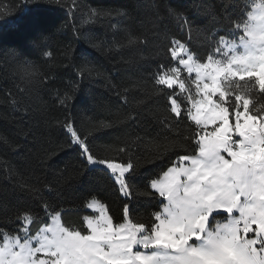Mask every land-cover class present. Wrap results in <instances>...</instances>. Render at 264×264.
I'll return each mask as SVG.
<instances>
[{"label": "trees", "instance_id": "16d2710c", "mask_svg": "<svg viewBox=\"0 0 264 264\" xmlns=\"http://www.w3.org/2000/svg\"><path fill=\"white\" fill-rule=\"evenodd\" d=\"M254 1L0 0V232L17 233L18 212L44 217L45 200L63 211L62 223L82 227V217L94 215L83 207L92 196L117 223L126 203L134 220L149 221L162 200L149 195V181L193 147L183 140L190 121L181 120L179 130L161 123L167 100L151 76L173 63L167 48L174 39L201 58L220 36L238 39L235 25L247 20ZM93 10L110 15L90 22ZM66 93L71 99L61 105L57 94ZM253 100L264 103L258 91ZM66 118L96 156L139 159L131 198L103 166L87 165L78 147L65 143Z\"/></svg>", "mask_w": 264, "mask_h": 264}, {"label": "snow or ice", "instance_id": "6c2138e0", "mask_svg": "<svg viewBox=\"0 0 264 264\" xmlns=\"http://www.w3.org/2000/svg\"><path fill=\"white\" fill-rule=\"evenodd\" d=\"M41 2L35 0L37 6ZM100 15L110 13L93 10L89 21ZM235 27L243 32L239 44L220 36L204 58L174 39L167 48L173 63H161L151 76L159 86L157 95L167 100L168 115L161 123L179 130L181 120L190 121L183 140L193 145L149 181V195L162 198L160 210L147 222L134 220L126 203L117 223L92 196L83 207L99 215H84L82 227H73L62 223L63 211L45 200L44 217L18 212L17 233L0 232V264H264V103L253 100L257 91L264 100V0ZM69 99L67 93L57 94L61 105ZM63 127L65 143L78 147L87 165L103 166L120 194L131 198L129 177L139 159L98 157L74 120L66 118ZM220 213L226 214V223L215 219Z\"/></svg>", "mask_w": 264, "mask_h": 264}, {"label": "rangeland", "instance_id": "374dc122", "mask_svg": "<svg viewBox=\"0 0 264 264\" xmlns=\"http://www.w3.org/2000/svg\"><path fill=\"white\" fill-rule=\"evenodd\" d=\"M256 3H259V0H255L254 1V4H256ZM253 10V7H252V9H251V11ZM243 33V32H242ZM229 42H235V43H237V44H239V38L238 39H236V40H228ZM182 67V66H181ZM193 75V77L195 78V74H192ZM192 91H193V94H195V88H194V86H193V89H192ZM92 166H99V165H92ZM99 167H102V166H99ZM113 179H114V177H113ZM236 215H239V213H235ZM94 215H99V213L98 212H94ZM215 215V219L216 220H218L220 223H226L227 222V220H226V218H225V216H226V214H224V213H220L219 215H216V214H214ZM62 222V221H61ZM210 222L211 223H215V221H213L211 218H210ZM35 234V233H34ZM33 234V235H34ZM39 255V254H38Z\"/></svg>", "mask_w": 264, "mask_h": 264}]
</instances>
